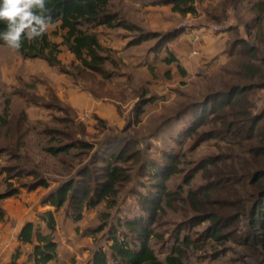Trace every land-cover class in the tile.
Segmentation results:
<instances>
[{"label":"rangeland","instance_id":"obj_1","mask_svg":"<svg viewBox=\"0 0 264 264\" xmlns=\"http://www.w3.org/2000/svg\"><path fill=\"white\" fill-rule=\"evenodd\" d=\"M164 1L111 0L107 12L116 16L112 26L81 27L88 34L96 35L104 50L101 52L106 58L103 75L84 67L68 49L64 42L67 31L60 25L50 27L46 33L50 42L58 47L57 58L62 69L50 66L43 59L25 60L16 50L0 45V72L4 68L10 80L0 81V116H3L0 122L7 123L5 126L0 123V148H7L0 151V194L18 192L0 201L4 211L0 218V238L8 237L6 242L11 248L17 239V227L26 222H34L40 234H48L40 216L52 211L58 227L52 233L54 241L64 243L63 253L67 246L73 248L74 253H70L73 264H89L96 250L108 251L113 243V232L117 231L122 239L130 231L125 227L128 221L148 220L152 216L151 247L161 261L176 246L182 248L184 261L188 264H241L237 262L243 253L241 247L231 242L222 245L201 240L199 235L209 224L191 227L190 223L194 212L186 201L187 195L192 191L199 192L208 182L192 169L202 159L219 153L217 142L205 141L194 148L195 139L187 140L182 147L171 139L189 124V115L177 118L179 113L194 102L202 101L206 95L224 89L222 71L232 64L235 56L232 55L228 65L208 74H201V68L189 69L186 77L172 71L165 60L172 58L174 40L162 47L159 36L179 29L185 33L184 25L199 22L202 9L206 13L208 2L212 1L214 5L217 0H196L197 13L186 15L175 12L173 5ZM259 1L263 0H242L238 15L227 13V1L221 7L223 16L208 9L209 19L220 16L221 21H225L215 27L220 28L219 31L215 28L214 31L219 33L234 26L243 28L242 35L252 44L247 26L238 24L236 16L239 22L253 24L256 13L252 9ZM260 47L263 51L260 53L264 55V46ZM154 53L158 54L156 59H152ZM192 55H195L194 51ZM137 64L142 68L146 64L153 66L149 79L133 69ZM0 75V79L4 78ZM98 96L108 99L100 104L101 110L90 103L95 102L90 101L91 98ZM148 98L153 101L143 105L142 113L137 115V106ZM255 102L259 110L264 108V89L257 92ZM16 130H19L18 134ZM78 141L87 142L91 147L84 148ZM108 141L111 143L104 149ZM127 142L133 147L124 158L133 151L140 152L138 158H128L118 164L127 177L117 188L116 198L87 209L80 221L73 219L75 209L69 203L60 210L47 203L49 195L70 179L83 182L91 179L88 183H92L93 178L99 176L96 178L103 182L104 162L119 153ZM72 143L75 145L68 153L55 156L47 152L48 148ZM171 150L181 156V164L179 173L170 178L166 187L168 192L177 193L169 200H163L162 210L156 216L148 201L157 195V181L147 168L164 163V151ZM84 168L90 170V174L79 176ZM38 178L46 180L49 188L37 187L30 191V185L37 183ZM131 233L127 239L133 244L138 234ZM185 236L191 238L192 245L181 246ZM17 249L12 256L16 255L18 259L21 256V264L33 262V246L23 245L20 251ZM6 255L1 249L0 264H5Z\"/></svg>","mask_w":264,"mask_h":264},{"label":"trees","instance_id":"obj_2","mask_svg":"<svg viewBox=\"0 0 264 264\" xmlns=\"http://www.w3.org/2000/svg\"><path fill=\"white\" fill-rule=\"evenodd\" d=\"M110 1L46 0L48 9L46 14L51 16L54 26L60 25L62 30L67 31L65 45L84 67L101 75L105 74L103 65L106 58L101 54L104 50L97 36L88 34L81 27L112 26L116 16L107 12ZM164 3L173 5L175 12L184 15L197 13L195 0H165ZM252 11L256 16L253 24H247V31L253 43L240 39L232 45L230 53L235 59L229 67L234 68L225 67L222 71L224 89L206 95L202 101L194 102L179 113L177 118L184 114L189 115V124L184 130L171 136V139H174L179 147L187 143V140L195 139L194 148L205 141L217 142L219 153L202 159L192 169L196 174L201 173L208 181L207 184L203 186L204 188L201 187L199 192H189L186 198L194 212L191 227L209 224L201 232L199 239L215 241L222 245L231 242L243 249L237 262L264 264V108L259 110L255 102L257 92L264 89V55L260 53L262 51L260 46H264V0L254 4ZM5 30L6 24L0 22V32ZM253 31L256 33L253 34ZM181 34L182 31L179 29L159 36L160 46L168 45ZM149 37H154V34H149ZM0 45H6L2 39ZM17 52L25 60L43 59L52 67L62 66L57 58L58 47L50 42L47 33L31 42L25 38L23 46ZM173 61V58L165 60ZM148 99L141 101L137 106V115L142 113L143 105L153 101L152 98ZM7 113L8 107L5 109V115ZM1 119L3 116H0V121ZM6 124L1 123L2 126ZM205 127L208 129L202 131L201 129ZM19 130H16L17 134ZM77 143L84 148L91 147L87 142ZM110 143L108 141L104 149ZM129 143H124L119 153L113 154L104 162L103 182L96 178L99 176H95L92 183H88L91 179L87 182L70 179L60 184L49 195L47 203L56 210L69 203L75 209L73 219L80 221L87 209L116 198L117 188L127 177L123 173L124 169L118 164L128 158H138L140 152L133 151L124 158L129 148L133 147L129 146ZM74 145L72 143L48 148L47 152L57 156L70 152ZM2 149L7 148H0V151ZM164 152V163L147 168L157 181L155 184L157 195L148 201V206L155 210L156 216L158 211L162 210L163 200L167 201L177 193L168 192L166 183L173 175L179 173L181 164V156L172 150ZM88 169H82L79 176L89 175ZM37 180V183L30 185V191L37 187L49 188L46 180L39 178ZM185 181L190 182L188 179ZM17 194L15 190L0 194V201ZM3 214L4 211L0 208V218H3ZM40 217L48 230L54 232L56 229L54 213L47 211ZM150 219L154 218L152 216L148 220L139 218L126 223L125 227L130 230V234L131 232L138 234L133 244L127 239L129 233H125L121 239L117 231L113 232L111 234L113 243L108 251L96 250L91 258V264H188L184 261L181 247L175 246L164 261L156 256L151 247L154 222L152 223ZM17 239L22 245L33 246L35 264L58 263V244L54 241L52 233L40 234L34 222H26ZM192 244L193 241L187 236L181 242V246ZM17 261L18 257L15 255L9 264H18Z\"/></svg>","mask_w":264,"mask_h":264},{"label":"crops","instance_id":"obj_3","mask_svg":"<svg viewBox=\"0 0 264 264\" xmlns=\"http://www.w3.org/2000/svg\"><path fill=\"white\" fill-rule=\"evenodd\" d=\"M226 1L227 4L229 5L227 9V13L231 15L232 13L233 14L235 13L238 15V13L240 12V9L238 7H240L242 0L241 1L217 0V2L214 3V5L212 4V1H209L207 4L206 13L202 9L203 12L201 13V16L198 17V20L200 21L196 23L191 22V28L185 29L186 30L185 33H183L180 37L174 40L172 44L173 46L171 48L173 51V53L171 52V55L174 61L165 62L167 67H170L172 71L180 72L182 76L186 77L188 75L186 73H188L189 69L195 70L196 68L197 69L201 68L200 71L201 74H208L209 71L210 72L215 70L217 71L218 68H222L231 62L233 54L230 53V49H232V45L236 41L245 38L242 35L243 28L237 26H234L231 30L227 29L219 33L214 31V28L216 26H218L219 24L222 25L225 22V21H221L220 16L222 15L221 7L226 3ZM208 9L209 11H215V13H220V16L216 19H213L210 16L211 19H209L207 14ZM199 12H201V10ZM236 17L239 19L238 16ZM217 19L220 20L218 21ZM238 19H237L238 24H242L246 28L247 24L244 21L239 22ZM193 51H197L198 55L193 56L192 55ZM153 55L155 56H153L152 59H156V57L158 56V54L156 53H154ZM152 67L153 66H149L146 64L142 68L140 65L137 64L136 66H133V69H137L136 70L137 72L144 73L145 75H147L148 78L149 75H152L150 71ZM0 74H2V76L4 77V78L1 77L0 81L4 82L6 79V81L10 82L8 76L4 72V68L3 71L0 72ZM88 94L89 93H86V95ZM104 100H108V99L99 96L96 97V99L93 97L90 99V101H95V102H90V103L94 104L95 106H97L98 109L101 110L100 104L104 103L105 102ZM23 225L24 224H22L20 227H17L18 229V230L16 229L17 236L20 233ZM56 229H58V227H56ZM49 233H53V232L49 231ZM6 241H8V237L2 236L0 238V250L3 249L4 252L7 253L6 257L4 258V263L9 264L12 261L13 258L12 255L15 253L16 248H18L17 251H20V248L23 247V245L18 242V239H16V241L13 243L11 248V245H9L8 242ZM55 242L58 244L57 252H58L59 260L57 264H73L71 262V259L73 258V254L70 255V253L73 252V248L71 246H67L66 253H63L61 249H62V244L64 243L62 242L60 243L57 241ZM24 246H28V245H24ZM8 248H10V250H7ZM32 256H33V252H32ZM20 258L21 256H19V259L17 261L18 264H21ZM27 264H35L34 258H33V262H28ZM89 264H91V260Z\"/></svg>","mask_w":264,"mask_h":264},{"label":"clouds","instance_id":"obj_4","mask_svg":"<svg viewBox=\"0 0 264 264\" xmlns=\"http://www.w3.org/2000/svg\"><path fill=\"white\" fill-rule=\"evenodd\" d=\"M47 12L46 0H0V22L6 24L0 39L19 51L25 38L31 42L54 27Z\"/></svg>","mask_w":264,"mask_h":264},{"label":"built area","instance_id":"obj_5","mask_svg":"<svg viewBox=\"0 0 264 264\" xmlns=\"http://www.w3.org/2000/svg\"><path fill=\"white\" fill-rule=\"evenodd\" d=\"M184 28H185V29H189V28H191V23H187L186 25H184ZM215 30L219 31L220 28H215ZM194 54H195V55H198V52H197V51H194Z\"/></svg>","mask_w":264,"mask_h":264}]
</instances>
